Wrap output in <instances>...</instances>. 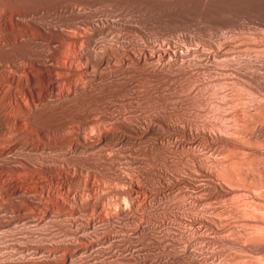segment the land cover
I'll list each match as a JSON object with an SVG mask.
<instances>
[{
  "label": "rangeland",
  "instance_id": "obj_1",
  "mask_svg": "<svg viewBox=\"0 0 264 264\" xmlns=\"http://www.w3.org/2000/svg\"><path fill=\"white\" fill-rule=\"evenodd\" d=\"M22 7L27 16L14 14L6 30L0 24V36L8 38L1 39L0 65L10 59L40 78L44 71L34 61H46L60 87L48 100L64 104L41 113L56 145L33 136L45 150L43 170L0 173L22 190L42 193L44 205L36 211L14 195L11 205L0 190V213L8 218L0 224V264H204V258L264 264L263 241L252 238L264 237L258 221L264 218V0L0 4V10ZM129 45L169 46L172 57L158 64L170 62L172 70L150 74L120 63V49ZM103 49L114 64L96 71L90 52ZM4 104L12 106L6 94L0 108ZM196 126L207 139L190 136ZM76 127L83 139L77 149L71 139ZM226 127L238 131L241 143L224 146L218 134ZM0 137L10 146V136ZM223 161L233 171L225 173ZM199 167L218 174L220 194ZM227 178L236 182L221 194ZM199 232L208 240L197 241ZM52 239L66 245L47 246L48 252L32 245ZM240 239L247 247L235 242ZM190 247L200 250L195 257L186 253ZM3 251L16 262H7Z\"/></svg>",
  "mask_w": 264,
  "mask_h": 264
},
{
  "label": "bare ground",
  "instance_id": "obj_2",
  "mask_svg": "<svg viewBox=\"0 0 264 264\" xmlns=\"http://www.w3.org/2000/svg\"><path fill=\"white\" fill-rule=\"evenodd\" d=\"M5 1H9V0H0V4L5 2ZM14 1L17 2L18 0H14ZM15 10H18V11L15 12ZM15 10H9V9L0 10V24L4 29L11 25V22L13 21L14 14L19 13V15L21 14L23 16H27V13L23 7L22 8H16ZM68 12L71 14L73 13L72 10H69ZM33 26L37 29V31L41 35L46 36L49 32V30H47V28H45V27H41L37 24L35 25L34 23H33ZM6 37H7L6 35L0 36V45H1V39H3L4 41L8 40V38H6ZM73 37H75V36H73ZM72 40L74 41L75 39H72ZM161 47L154 45L152 48V47H149L146 45H140L137 48H135V47H132L129 45V46H126V47H123L120 49V52L123 53V55L119 54V61H120V63H125V64L129 63L132 65H136V66H133L135 69H139L141 71H146L150 74H161L164 72V71H162L163 69L165 70V72L170 71V70H172L171 68L173 67L170 62H168L167 64L171 65L172 67L171 66H162V65L158 64L159 61L167 60L168 55L170 57H172V54L169 53L170 50H167L169 48V46H167L168 47L167 49H166V47H165V49H161ZM108 51H106V49L91 50L90 58H91V60L94 61L96 71L102 67H105V68L110 67V66H106V64L107 65H113L114 64L111 60L112 58L108 59L107 58L108 56L106 57V55H107L106 53ZM218 52H219V50L217 49V47H215V49L212 50L213 57H215ZM174 56H176V54ZM80 57L82 58V54L79 56V58ZM187 58H186V61H188ZM176 59H178V57ZM180 60H181L180 62H182V63L185 61V59H183L182 55L180 56ZM3 62L6 64V66L0 65V97L5 96V94L8 95V97L11 99L12 106H10V105L5 106V104H4L3 106H5V108H2L3 106L0 108V134L2 137L3 136H10L9 137L10 146H4L5 145L4 140L0 137V173L1 172H8V173L11 172V173H15L17 175L20 171H24V172H32L34 170H41L42 171L43 167L45 165H47L46 157L41 155L43 153V151H45V150L42 149L43 151H41L40 146H39L40 144H38L37 141L33 140V139H35V138H33V136H35L36 138H42L44 140H47L48 143H53V144L55 143V145H56V141L55 142L50 141L49 137L47 136L48 130L46 129L44 122L41 121L42 120L41 119L42 118L41 113L45 112V111L47 112V110H49V109H57L59 106L64 104L63 99L61 100L59 98H56L54 100H48L49 97L54 96L55 89L57 91L60 90L59 86H57V85H56V87L54 86L53 77H51V75L49 73L50 70L52 68H55V67L52 65H49L44 60L34 61V63L38 64V66H34L36 68V70L44 71L43 76L39 78V77H37L36 73L33 71L32 68H28L27 66H20L18 63H15V62L11 61L10 59H3ZM103 63H106V64H104L105 66H101ZM68 67H69L68 68L69 70H72V72H75L73 66L70 65ZM96 71L93 73L94 77L98 73V72L96 73ZM118 71L120 74H123V75L126 74L125 69L120 68V69H118ZM21 73L24 74V77L21 75ZM114 73H109L107 78H112L115 75ZM14 85H18V86H16V88L18 87L22 90V91L21 90L20 91L22 92L21 95L23 97H21L17 93L19 89L16 91L14 89ZM39 87L43 88V92L37 91V89ZM63 97H64V99L69 98L70 94L66 93V94H64ZM49 104H51L52 106L47 108V106H49ZM14 111H16V112L18 111L20 114L16 115L15 114L16 112L14 113ZM225 126H229V125L226 124V125H224V127ZM73 130L75 131V133L74 134L72 133L73 138H71V139L73 140V142H75V143H73L74 148L77 149L79 147L78 146L79 143L81 141H83V139L81 138V133L79 132L78 127L74 128ZM182 132L187 133V130H185V128H182ZM188 133L193 138L195 136H198V137L201 136L202 138L207 139V133L204 132V130L199 131V128L197 126L195 129H189ZM236 133H238V131L235 129H228L226 127L225 130L223 131V128H222V130H220L219 134H218L219 140L226 147L227 146L233 147L235 145H238L239 143H241V141L237 138ZM83 135L85 136V134H83ZM6 141H8V140L6 139ZM44 142H42V143H44ZM63 142H65V141H63ZM44 144H46V143H44ZM49 145H51V144H49ZM49 145L47 144L46 146H49ZM54 147H56V146H54ZM57 147H60V145ZM246 149H247V147H246ZM62 156H64V155H62ZM219 166L223 167V170L225 173H230L231 171H233L229 168V162L223 161V164H219ZM259 168H260V170L263 171L264 166H260ZM198 169L200 172L205 173V176H206L205 179L207 180V183H210L209 185L213 188V190L218 192V190L220 189L217 187L218 183H217L216 178L218 177L217 176L218 174H216L215 172H210V171H208L202 167L201 168L199 167ZM8 173H7V175H8ZM245 173L248 175H253L251 173H247V172H245ZM59 176H60V171H59ZM2 177L5 178V176H2ZM10 177H12V176H10ZM17 177H15V178H17ZM33 177H34V175H33ZM25 178L26 177H24V179ZM27 178H30V177H27ZM20 180H21V178H20ZM225 180L223 179V189H222L221 194H223V192L227 188L230 189V187H231V189H232V187H233L232 185L234 184V182H236L231 178H229V179L227 178ZM13 181L0 178V190H2V192H4L7 195L8 201H9V203H11V205L14 202V198H13V195H14L17 197V200L20 203L25 204L28 207L35 209V210L40 209V208L43 210L44 205H42L43 202L41 203V199H42L41 194L42 193L41 194L37 193L38 191L37 192H35V191H29L28 192L26 190H22L21 188L23 186L19 187V185ZM18 181H19V179H18ZM233 189L235 190V188H233ZM228 191H230V190H228ZM2 192H0V193H2ZM218 194H220V193L218 192ZM2 196L4 197V195H2ZM58 199H59V197H58ZM12 207H14V206H12ZM41 209L39 211H41ZM46 209L47 208H45V210ZM36 215H38V214H36ZM5 217H6L5 214L0 213V224H2L4 221H6V219H8ZM33 217H35V216H33ZM25 218H26V216H25ZM27 219L30 220L29 217ZM39 219H40V217H39ZM211 219L216 220V222H217V220H219L220 227L222 226L223 220L221 219V217L214 216ZM258 221L261 225H264V218H259ZM203 225H204V223H203ZM214 229L217 230L218 228H214ZM204 232H206V230L203 231V233ZM210 232H212V231L210 230ZM259 232L264 233L261 230H259ZM216 233H217V231L215 232V234ZM205 234H207V232ZM201 235H203V234H200V232L197 233V237H196L197 241L208 240V238H209L208 236H205V235L201 236ZM213 235H214V233H213ZM219 235H220V233H219ZM252 238L260 239L261 241H263L261 243V245H264V237L252 236ZM220 240H223V243L224 242H226V243L234 242V241H232L233 238H231V240H228L226 238L221 237ZM244 240L240 239V241L238 240L235 242L239 243L240 246L244 248V247H247L246 241L244 242ZM32 245L34 248H39V250L42 248H44V250H45V248H46V251H47L48 250L47 246L48 247H56V246H61V245H66V244L64 243V241H57V240L54 241L53 240V241H49L47 243L46 242H36L34 244L32 243ZM201 248H202L201 250H203V247H201ZM53 249H50V251ZM55 249H59V248H55ZM24 250H22V251H24ZM31 250L33 251L34 249H31ZM184 250H186V249H184ZM199 251L200 250H198V249L195 250V249H192V247H190L188 249V251H186V253L189 252V254L194 256L197 253H199ZM4 253H5V251H3L2 254L6 255ZM21 253H23V252H21ZM4 257L7 258V259H5L7 262H10V263L16 262L15 260L10 259V257H7V255ZM29 258H30V256H29ZM25 260H28V259H25ZM207 260H208V258H204L202 260V262L204 264H212L210 261H209L210 263H208ZM2 262L3 261H1V263ZM212 262L214 263V261H212ZM199 263H201V260ZM240 264H243V263H240Z\"/></svg>",
  "mask_w": 264,
  "mask_h": 264
}]
</instances>
